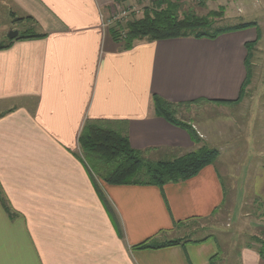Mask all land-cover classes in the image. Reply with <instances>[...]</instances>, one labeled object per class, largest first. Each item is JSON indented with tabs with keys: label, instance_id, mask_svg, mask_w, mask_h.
Returning a JSON list of instances; mask_svg holds the SVG:
<instances>
[{
	"label": "crops",
	"instance_id": "0c3cea01",
	"mask_svg": "<svg viewBox=\"0 0 264 264\" xmlns=\"http://www.w3.org/2000/svg\"><path fill=\"white\" fill-rule=\"evenodd\" d=\"M239 2L264 9V0ZM117 5L0 0V11L31 16L25 21L44 34L0 49V103L9 104L0 110V185L12 212L0 199V264H209L217 253L213 238L137 246L149 238H187L192 223L227 200L225 174L232 190L264 211V148L256 151L251 137L241 160L233 157L240 145L232 140L230 173L221 169L220 152L196 176L162 187L92 177L80 144L88 123L127 134L149 158L190 151L196 144L189 132L156 114L153 95L234 104L247 75L246 43L257 39L251 27L215 39L137 40L127 48L111 30ZM4 30L0 42L9 38ZM259 127L264 147V117ZM240 255L242 264H264L250 244Z\"/></svg>",
	"mask_w": 264,
	"mask_h": 264
},
{
	"label": "trees",
	"instance_id": "16d2710c",
	"mask_svg": "<svg viewBox=\"0 0 264 264\" xmlns=\"http://www.w3.org/2000/svg\"><path fill=\"white\" fill-rule=\"evenodd\" d=\"M121 1V0H116ZM203 0H201L202 2ZM181 0H155L153 5L144 8L143 15L133 18L121 25L118 20L111 27L112 34L117 39H123L125 46L131 47L137 40H160L180 37L210 38L215 39L223 33L257 28L255 21L241 22L235 25L213 27L211 19L215 11L200 15L194 11H187L180 14L182 8ZM32 19L31 16L19 17L17 21ZM258 30V29H257ZM32 27L20 31L13 39L8 38L0 42V49L9 47L19 39H30L43 36ZM256 42H247L248 55L246 58L247 75L241 87L240 101L244 95L246 86L252 76L251 71V48ZM153 104L157 115L164 117L169 122L186 129L193 142L198 144L194 150L171 159H152L146 156L145 150L132 147L129 137L120 131L102 126L98 122L88 123L80 136V144L83 155L89 164V171L93 177L96 172L102 179L115 184H154L164 186L171 182L187 180L199 174L203 168L213 164L219 157L220 151L217 148L209 147L203 143V139L195 129L191 121L180 118L185 107L192 104H200V101L175 102L164 98L161 95H153ZM95 173V174H96ZM106 205L110 204L102 194ZM0 199L4 208L12 215L11 208L6 202L0 185ZM264 216V211H263ZM211 237L192 240L189 238H178L157 242L149 238L137 247L139 248H161L180 243H201ZM264 259V239L256 240L250 244ZM221 250L210 257L209 264H217L221 258Z\"/></svg>",
	"mask_w": 264,
	"mask_h": 264
},
{
	"label": "rangeland",
	"instance_id": "374dc122",
	"mask_svg": "<svg viewBox=\"0 0 264 264\" xmlns=\"http://www.w3.org/2000/svg\"><path fill=\"white\" fill-rule=\"evenodd\" d=\"M154 1L121 0L119 2L120 7L118 9L114 7L115 10L113 9L111 16L117 13L116 9L119 11L122 7L127 9L128 12L130 11L127 17L122 18L119 22L124 25L129 19L141 17L144 8L153 5ZM239 1L203 0L201 2V0H181L182 8L180 9L181 15L187 11H194L200 15L208 14L209 11L217 12L211 17L213 27L230 26L247 21L257 23V28L254 27L257 32V39L252 41L256 43L250 50L252 53L250 59L252 76L242 99L235 101L234 104L227 103L228 105H219L213 102L192 104L182 110V115L179 114L180 118L191 121L193 125L197 122V127L206 131L208 139H206V136L202 137L200 135L203 143L209 147L217 148L221 152L223 157L218 158L219 163L224 164L221 165V169L223 171L229 169V173L233 157L240 160L246 157L245 155L249 149L248 138L251 137L250 140H252L253 148L256 151L259 152L264 148L258 136L259 123L264 117V9L259 8L256 10L252 7L247 9L245 5L241 6L240 3L242 2ZM5 9L6 7H1L0 11L2 13L0 15L1 36L4 28L15 27L14 29L19 30V32L29 27L37 29L34 22L17 21V18L24 16L23 14L12 12V19L8 13L6 15ZM113 22L112 26L115 25V19ZM10 31L6 30L5 32L9 34ZM8 105L6 102L0 103V110ZM232 140H237L240 145L235 156L231 151L233 147ZM197 147H199L198 144L192 150ZM152 158L155 160L171 159V156H154ZM261 158H264V154L261 155ZM95 176L100 177L98 173ZM225 185L228 187V197L221 208L205 219L190 223V228L186 229L184 234L186 233L185 237L192 240L208 236L213 238L217 252L220 250L222 252L217 264H242L241 248L248 244H255L258 239H264V216L262 210L257 206L256 200H250L244 192L240 196L239 193L232 190L231 178L227 174H225ZM182 236L183 234H177L173 237Z\"/></svg>",
	"mask_w": 264,
	"mask_h": 264
},
{
	"label": "built area",
	"instance_id": "2783aa9c",
	"mask_svg": "<svg viewBox=\"0 0 264 264\" xmlns=\"http://www.w3.org/2000/svg\"><path fill=\"white\" fill-rule=\"evenodd\" d=\"M120 7V5H117V9ZM116 9V14H113V16H112V20H114L115 19V21L117 20H121L122 18H125V17H127V15H128V13H130V11L128 12V10L127 9H123V7L122 8H120V10L118 11ZM123 9V10H122ZM113 22V21H112Z\"/></svg>",
	"mask_w": 264,
	"mask_h": 264
},
{
	"label": "water",
	"instance_id": "95a60500",
	"mask_svg": "<svg viewBox=\"0 0 264 264\" xmlns=\"http://www.w3.org/2000/svg\"><path fill=\"white\" fill-rule=\"evenodd\" d=\"M18 34H19V30H11L10 32H9V34H8V37L10 38V39H13V38H15L16 36H18Z\"/></svg>",
	"mask_w": 264,
	"mask_h": 264
}]
</instances>
